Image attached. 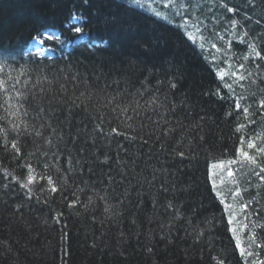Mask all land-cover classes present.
<instances>
[{
    "label": "trees",
    "instance_id": "16d2710c",
    "mask_svg": "<svg viewBox=\"0 0 264 264\" xmlns=\"http://www.w3.org/2000/svg\"><path fill=\"white\" fill-rule=\"evenodd\" d=\"M140 3L0 0V264H264V0Z\"/></svg>",
    "mask_w": 264,
    "mask_h": 264
},
{
    "label": "snow or ice",
    "instance_id": "6c2138e0",
    "mask_svg": "<svg viewBox=\"0 0 264 264\" xmlns=\"http://www.w3.org/2000/svg\"><path fill=\"white\" fill-rule=\"evenodd\" d=\"M170 2H171V0H170ZM130 3H132V4H134V5L138 6V7H142L143 6V5H141L140 0H130ZM224 7L227 8L226 5H224ZM227 11H229V12H235V9H233V8H227ZM157 15H159V13H157ZM72 19L74 21H76L77 23L74 24L70 28V31L76 34V37H77L78 40L79 39H82L83 38V34L85 32V29L82 26H78V22H79V19L80 18L74 16ZM232 23H233V26H235L237 22L236 21H233ZM60 40H61V36L59 34H57L56 32H51V33L44 32V33H42L41 35H39L37 37H33V47L36 48L37 52H40V51H42V46L45 44V41L59 42ZM212 46L215 47V45H212ZM250 54H254L256 56H259L260 55L259 52H256L255 51L254 46H252V53H250ZM262 58H264V57H262ZM245 59H247V57H245ZM4 67H5V65H0V71H3ZM240 67L243 68V65H240ZM22 74L23 73H21V75ZM233 75H235V74H233ZM221 76H223V73L221 74ZM9 79H11V77H9ZM45 79H46V77H45ZM73 79H75V77H73ZM239 79L240 80H243V79H245V77L243 75H240L239 76ZM6 83H7V81H5L3 79H0V90H3L4 89V86L6 85ZM16 83H19V80L18 79L16 80ZM11 87L15 88V84L11 85ZM170 87H173L174 88L175 87V84H171ZM224 87L228 88V90L230 92L232 91V86L231 85L225 84ZM41 91H43V89H41ZM61 91L62 92L67 91V89L65 88L64 85H61ZM219 94H220L219 93V90H217V95H219ZM23 95L24 94L21 93V92H19V91L16 92V96L17 97H21ZM70 99H71V106L72 107H79L80 105H84L85 109H87V103H88V101L91 100V92H89V94L87 96L85 95V92H81L80 93V96L73 95ZM115 99H116V97H114V96L113 97H109L108 98L109 103H111ZM61 103H64V101H61ZM154 103H157L155 97H153L152 100L150 101V104H154ZM260 103H261V106H264V100H261ZM158 106H162V105H158ZM12 107L13 108H17V110H18L17 105H12ZM19 107L22 108L23 107V104H20ZM137 107H140V105L137 104ZM235 107L237 109H239L241 107L238 101L236 102ZM117 108H119V110H120L121 113H126L128 111V108L127 107H121L120 105H117ZM117 108H113L112 111L115 112L117 110ZM44 111H45V109L41 106L39 108V112L37 113V115L39 116ZM242 111H243V113L245 115H247V113H248V109L247 108H243ZM16 114H17V112H13L12 113V115H16ZM230 114L231 113H228V115H230ZM128 119H131V117H128ZM249 123H251V121H249ZM12 127H13V130L17 132L18 137H19V134L21 133L20 126L18 124H13ZM46 127L47 128H50V125L45 124V123H41L39 125V127H36V126H31L30 127L27 123H25L24 124V130L23 131L25 133H27V134H34L35 136L40 137V136H43V132L41 131V129H44ZM129 127H131V125H129ZM244 127H245L244 124L239 125L238 128H237V131H241ZM111 131L113 133H117V135H125V136H127L126 133L117 132V129H115V128L111 129ZM168 131H171V129H169ZM4 135L6 137L7 136V133L5 132ZM130 138L131 139H135V137H130ZM241 139H243V138H241ZM257 139L260 140L261 143H264V137H259L258 136ZM45 142L48 143V144H51L52 143L51 140L48 139V138H45ZM4 144H5V146H7L8 144H11L12 150L15 153H17V154H19L20 151H21L20 150V147H18V145H17V140H15V139L12 140V141H8L5 138ZM247 146H248V148H256V144L253 141H249ZM161 147H163V145H161ZM256 151L261 156H264V147L256 148ZM29 155H34V153H29ZM44 155H47V153H44ZM177 155L183 157L185 154H184V152H179V153H177ZM240 155L244 158V162L248 163L249 165L253 166L254 168H258L259 169V173H256V174L257 175H260L261 176V179H264V175H261V174H264V164H262L257 159L256 156L249 155L248 152L241 151ZM106 159H107V157H106ZM25 167H27L29 169V174L26 177V181L27 182H23L22 183V187L28 188L29 189V192H31V189L29 188V184L36 183V176L33 175V171L34 170L32 169L31 164H27V165H25ZM43 167L44 168H48L49 165L48 164H44ZM153 178H155V177H153ZM17 179L19 180V178H17ZM40 179L43 180V179H45V177L43 175H41L40 176ZM46 179H47V183L48 184H53L52 178L50 176H48ZM161 187H163V185H161ZM41 191H44L43 187H41ZM51 191L52 192H56L57 191V188L55 186H53L51 188ZM238 191L239 190H237V192ZM73 195L75 196V193H73ZM101 199H103V197ZM75 203H76V201L74 200V201L70 202L68 206L69 207H72ZM169 207H171V205H169ZM244 207H247V205H244ZM106 211H107V209H106ZM252 239L254 241V236L252 237ZM237 243H239V241H237ZM148 251L150 252L151 249H148ZM241 254L242 255H245V250L243 248L241 249ZM247 255H252V253L251 252H248ZM217 264H225V262L222 259H218L217 260Z\"/></svg>",
    "mask_w": 264,
    "mask_h": 264
},
{
    "label": "bare ground",
    "instance_id": "6f19581e",
    "mask_svg": "<svg viewBox=\"0 0 264 264\" xmlns=\"http://www.w3.org/2000/svg\"><path fill=\"white\" fill-rule=\"evenodd\" d=\"M68 42L69 45H74L75 43H77V40H71ZM27 48L33 51L36 49L33 47V38H31L30 41L27 43Z\"/></svg>",
    "mask_w": 264,
    "mask_h": 264
}]
</instances>
